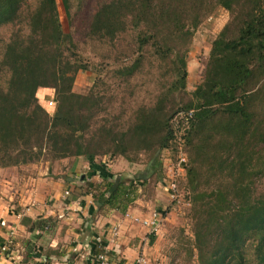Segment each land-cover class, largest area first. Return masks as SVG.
Segmentation results:
<instances>
[{"label":"trees","instance_id":"obj_1","mask_svg":"<svg viewBox=\"0 0 264 264\" xmlns=\"http://www.w3.org/2000/svg\"><path fill=\"white\" fill-rule=\"evenodd\" d=\"M64 6L69 15V0H64ZM219 8L229 11L232 20L212 44L204 82L187 104L175 109L168 102L186 92V56L192 38ZM19 23H25L27 30L13 31L1 40L0 70L7 77L6 85L0 82V160L4 167L39 164L45 157L55 162L128 158L131 147L137 152L150 151L148 169L131 180L98 165L104 185L94 195L96 202L126 214L139 197L138 182L144 185L155 174L158 182L163 179L160 154L174 139L173 120L180 119L189 126L190 136L195 135L189 144L195 143V137L200 141L194 144L196 156L200 152L220 157L224 154L220 148L227 147L228 154H235L231 155L233 165L248 179L247 185L242 181L233 188L204 191L196 166L189 165L200 264H264V194L248 185L264 176V129L257 123L258 117H264V104L260 112L254 106V99L264 96V0H100L90 24L94 36L114 40L129 27L137 30L142 55L122 74L132 76L143 53L152 47L162 62H171L176 79L157 104L138 111L127 131L116 134L102 127L92 137L88 134L99 103L94 95L73 92L77 74L89 66L76 54L72 36L63 30L57 0H37L33 5L31 0H0V28ZM42 89H55L54 113L42 104ZM219 113L235 120L240 136L217 141L212 132L203 133ZM250 137L257 140L255 150L248 146ZM46 226L47 221L40 227ZM250 239L251 254L247 251ZM3 244L0 239V248ZM105 244H95L96 257L108 255Z\"/></svg>","mask_w":264,"mask_h":264},{"label":"rangeland","instance_id":"obj_2","mask_svg":"<svg viewBox=\"0 0 264 264\" xmlns=\"http://www.w3.org/2000/svg\"><path fill=\"white\" fill-rule=\"evenodd\" d=\"M37 0H31V5ZM100 0H69L70 13L66 12L64 0H57L60 20L66 34L72 36L76 44V53L84 64L89 66L86 71H80L76 76L73 92L81 95H94L99 103V111L92 121L88 136H95L97 130L102 127L120 134L127 131L137 118L138 111L143 107H150L160 100L168 92L169 87L176 79L171 62H162L156 55L152 47H148L143 53L142 63L132 76H124L122 71L134 66L142 53H139V46L136 39L137 30L129 27V31L120 34L116 39H102L94 36L90 30L93 16L96 14L97 5ZM232 15L229 11L219 8L210 17L205 19L192 38L189 52L187 53V89L186 92L169 98V106H179L187 104L191 99V94L204 82L206 69L209 63L212 44L220 35L224 28L231 22ZM143 27V26H142ZM144 28V27H143ZM19 29L27 30L25 23L15 26L0 28V61L3 56L4 44L1 40ZM140 30L142 28H139ZM6 74L0 70L1 85H6ZM39 96L42 104L51 113L55 112L57 103L55 101V89L40 90ZM53 101V105L50 102ZM254 106L262 111L264 96H257ZM261 123L264 129V117L257 118V123ZM263 124V125H262ZM172 127L175 131L174 139L169 147L160 154L162 171L158 182V175H154L149 182L142 184L138 182V194L145 203L150 204L159 198L156 211L162 215L160 228L155 236V247L158 258L156 264H200L198 252L195 245V219L193 210V193L189 184V165L197 169L200 175L199 184L204 191L213 188H233L236 184L248 179L233 165L231 155L228 154L227 147L220 148L224 153L220 157L210 158L197 154L194 144L200 143L195 137V143L189 144V126L182 123L180 119H174ZM203 130V133L212 132L217 141L223 139H234L240 136V130L236 127L235 120L224 113H219L210 120ZM253 132V129H252ZM249 135H252L250 133ZM242 138V136H241ZM248 139L250 150H255L256 138ZM112 150H113V146ZM110 150L111 148H107ZM258 149V148H257ZM256 149V150H257ZM152 153L150 151L137 152L136 147H131L128 158L107 157L112 162H116L121 175L131 180L144 172ZM185 159V165L178 169L180 158ZM49 157L42 159V163H51ZM101 158V157H100ZM23 159V158H22ZM105 159V158H104ZM48 161V162H47ZM58 161V160H57ZM38 164V165H40ZM36 165V164H35ZM29 166V167H28ZM31 165H18L4 167L0 160V195L2 192L11 190L6 181L12 180L16 176H23ZM257 172V165H253ZM264 174V170L262 171ZM178 179V187L175 192L171 190L169 181L171 178ZM251 189L264 194V176L255 178L251 184ZM161 193V195H160ZM164 194V198H162ZM153 204V203H152ZM156 204V203H154ZM161 205V206H160ZM206 211L207 213V209ZM253 240H248L247 251L252 253ZM152 262V264H155ZM148 264V263H147Z\"/></svg>","mask_w":264,"mask_h":264},{"label":"crops","instance_id":"obj_3","mask_svg":"<svg viewBox=\"0 0 264 264\" xmlns=\"http://www.w3.org/2000/svg\"><path fill=\"white\" fill-rule=\"evenodd\" d=\"M100 163L121 175L110 159L77 158L34 164L23 169L34 171L6 181L12 189L0 195V239L8 250L0 248V264H98L93 249L101 243L110 264L155 263L150 223L162 219L159 198L147 204L138 197L126 214L102 208L94 198L103 191Z\"/></svg>","mask_w":264,"mask_h":264},{"label":"built area","instance_id":"obj_4","mask_svg":"<svg viewBox=\"0 0 264 264\" xmlns=\"http://www.w3.org/2000/svg\"><path fill=\"white\" fill-rule=\"evenodd\" d=\"M50 105L52 106L53 105V101L52 102H50ZM185 159L182 157V158H180V163H179V167H178V169H182V166H184L185 165ZM169 183V185H170V187H171V190L173 191V192H175L176 191V189H177V187H178V179H177V177L175 178H171L170 179V181L168 182ZM66 194H68V193H66ZM158 217H160V215L158 214V215H156V218H158ZM160 222H161V220L160 221H158V222H151L150 224H151V226H152V233L153 234H157L158 233V231H159V228H160ZM2 225H4V224H2ZM1 250H2V252H7V247H6V245H4V246H2V248H1ZM96 261H97V263L98 264H110V259H109V257H108V255L107 254H100V255H98L97 257H96ZM145 263V260L144 259H139L138 260V262L136 263V264H144Z\"/></svg>","mask_w":264,"mask_h":264}]
</instances>
